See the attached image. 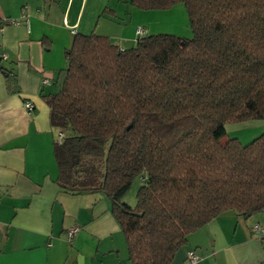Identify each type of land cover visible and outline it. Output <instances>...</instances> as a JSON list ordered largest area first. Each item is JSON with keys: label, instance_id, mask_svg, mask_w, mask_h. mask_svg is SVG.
Returning a JSON list of instances; mask_svg holds the SVG:
<instances>
[{"label": "trees", "instance_id": "1", "mask_svg": "<svg viewBox=\"0 0 264 264\" xmlns=\"http://www.w3.org/2000/svg\"><path fill=\"white\" fill-rule=\"evenodd\" d=\"M185 8L190 38L157 34L121 50L76 34L49 98L64 132L57 183L110 203L131 264H170L220 215L264 214V131L247 144L226 126L264 121V0H123ZM135 179V205L123 202Z\"/></svg>", "mask_w": 264, "mask_h": 264}, {"label": "crops", "instance_id": "2", "mask_svg": "<svg viewBox=\"0 0 264 264\" xmlns=\"http://www.w3.org/2000/svg\"><path fill=\"white\" fill-rule=\"evenodd\" d=\"M173 10L181 26L157 28L154 17ZM187 22L181 4L140 11L123 0H0V264H131L108 199L58 185L48 100L76 34L106 37L124 50L135 44L137 28L189 38ZM236 125L230 137L241 144L249 143L244 128L252 129L250 141L264 131V121ZM254 225L264 229V214L224 213L191 234L170 264H186L188 251L196 264H264V235ZM71 228L78 232L67 241Z\"/></svg>", "mask_w": 264, "mask_h": 264}, {"label": "rangeland", "instance_id": "3", "mask_svg": "<svg viewBox=\"0 0 264 264\" xmlns=\"http://www.w3.org/2000/svg\"><path fill=\"white\" fill-rule=\"evenodd\" d=\"M174 14H171V16L167 15V14H159V16H155L154 17V24L156 25V27L158 28H175L173 27L172 23L170 22H176V25L178 27H180V20L182 15L178 16V14L176 13V10H173ZM167 15V16H166ZM183 19V16H182ZM187 24L189 25V22H187ZM189 38L191 37V31L188 32ZM239 126L238 125H228L226 126V131H227V136L223 137L221 139V142H225L234 132L239 131L240 129H238ZM245 132L243 133V136L246 140V142H250L249 137L252 134V129L249 127L244 128ZM249 130V131H248ZM238 133V132H237ZM253 140V139H251ZM143 185V182L140 179H135L131 185V188L129 189V191L125 194L124 198H123V202L131 207H134L136 199H135V195L136 192L138 190V188L140 186Z\"/></svg>", "mask_w": 264, "mask_h": 264}, {"label": "built area", "instance_id": "4", "mask_svg": "<svg viewBox=\"0 0 264 264\" xmlns=\"http://www.w3.org/2000/svg\"><path fill=\"white\" fill-rule=\"evenodd\" d=\"M6 24H13L17 25L18 22L13 20H5ZM137 37H140L143 35V30L141 28H137L135 32ZM45 83V82H44ZM24 108L26 111H32L33 105L29 102L24 103ZM53 135H54V142L56 144H61L64 140V132L60 128H53ZM252 231L254 233H260L261 235H264V229L260 228L258 225H254L252 227ZM78 229L77 228H71L66 232V239L67 241H71L75 235L77 234ZM198 261L197 256L193 251H188L186 253V264H196Z\"/></svg>", "mask_w": 264, "mask_h": 264}]
</instances>
